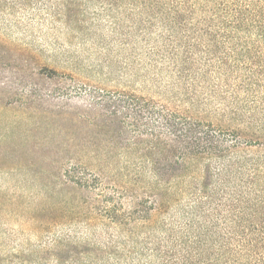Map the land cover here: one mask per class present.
<instances>
[{
  "label": "trees",
  "instance_id": "obj_1",
  "mask_svg": "<svg viewBox=\"0 0 264 264\" xmlns=\"http://www.w3.org/2000/svg\"><path fill=\"white\" fill-rule=\"evenodd\" d=\"M109 1L158 97L94 91L103 137L43 156L0 264H264V0Z\"/></svg>",
  "mask_w": 264,
  "mask_h": 264
},
{
  "label": "rangeland",
  "instance_id": "obj_2",
  "mask_svg": "<svg viewBox=\"0 0 264 264\" xmlns=\"http://www.w3.org/2000/svg\"><path fill=\"white\" fill-rule=\"evenodd\" d=\"M60 2L0 0V198L19 201L0 205V236L15 234L21 242L24 204L49 169L43 156L60 144L103 137L87 120L100 111L94 91L158 97L151 81L156 68L142 66L148 60L124 8L74 0L80 5L68 10ZM73 116L85 118L77 125Z\"/></svg>",
  "mask_w": 264,
  "mask_h": 264
}]
</instances>
